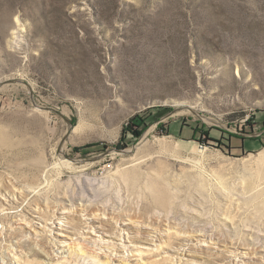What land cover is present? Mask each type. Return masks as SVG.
I'll use <instances>...</instances> for the list:
<instances>
[{
  "label": "rangeland",
  "instance_id": "obj_1",
  "mask_svg": "<svg viewBox=\"0 0 264 264\" xmlns=\"http://www.w3.org/2000/svg\"><path fill=\"white\" fill-rule=\"evenodd\" d=\"M0 264H264V0H0Z\"/></svg>",
  "mask_w": 264,
  "mask_h": 264
},
{
  "label": "bare ground",
  "instance_id": "obj_2",
  "mask_svg": "<svg viewBox=\"0 0 264 264\" xmlns=\"http://www.w3.org/2000/svg\"><path fill=\"white\" fill-rule=\"evenodd\" d=\"M64 163L66 165H69L70 166V162L67 161V160H64ZM155 188L154 191L156 192V196H155V201H156V204H164V198L166 197L167 193H168V190L167 188L163 187V186H160L158 184H155Z\"/></svg>",
  "mask_w": 264,
  "mask_h": 264
},
{
  "label": "trees",
  "instance_id": "obj_3",
  "mask_svg": "<svg viewBox=\"0 0 264 264\" xmlns=\"http://www.w3.org/2000/svg\"><path fill=\"white\" fill-rule=\"evenodd\" d=\"M156 109H160V108H156ZM164 110L166 109V108H163ZM163 110V111H164ZM166 111V110H165ZM136 121H138V122H136ZM132 123L134 124V125H136V126H139V125H143L144 124V119L143 118H141V116H135L133 119H132ZM196 131H197V129L195 128V127H193L192 128V132H191V137L192 138H195L194 136H195V133H196ZM233 139H234V141H240L241 143H242V141H243V138L242 137H238V136H231ZM258 139V138H257ZM89 146H93V145H89ZM96 146V145H95ZM88 147V146H87Z\"/></svg>",
  "mask_w": 264,
  "mask_h": 264
}]
</instances>
